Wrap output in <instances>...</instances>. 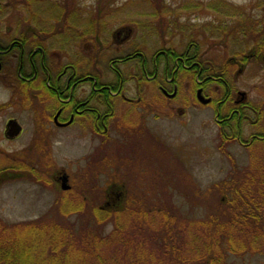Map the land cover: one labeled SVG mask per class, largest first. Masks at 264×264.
Returning a JSON list of instances; mask_svg holds the SVG:
<instances>
[{"label": "rangeland", "instance_id": "374dc122", "mask_svg": "<svg viewBox=\"0 0 264 264\" xmlns=\"http://www.w3.org/2000/svg\"><path fill=\"white\" fill-rule=\"evenodd\" d=\"M219 1L231 5L232 12L224 9ZM0 3V15H25L32 21H41L47 33L54 31L52 18L59 23L58 28L62 27L60 20L64 19V40L61 39L57 46L70 40L74 33L82 38L86 32L102 29L106 22H112V29L128 25L134 39L121 47L120 52L125 54L140 48L151 66L157 49L184 52L190 44H198V52L203 55L207 67L221 69L236 52L249 51L257 41L249 34L251 27L225 26L241 21L231 17L243 15L249 25L257 24L260 32L264 30V0H0ZM211 4L215 6L210 8ZM82 12L88 15L83 17ZM224 28L227 32H238L239 36L226 41ZM243 29L246 31L242 32ZM193 47L191 53L195 52ZM82 51L74 61L80 75L94 74L108 83L117 81V75L110 68L115 49L97 50L92 55ZM160 61L161 69L165 61L162 57ZM245 75L249 82L256 83L257 78L252 79L249 72ZM228 77L232 84V74ZM160 78L163 80V75ZM195 81V77L181 71L179 76L177 74L179 92L169 99L157 82L148 85L149 81L140 74L124 88L131 97L140 94L141 102L136 106L121 97L112 98L117 110L106 138L82 133L81 128L58 131L46 148L49 150L46 164L52 163V159L54 164L42 168L49 174L64 169L72 172L75 186L72 195L94 200L101 207H105V190L109 192L112 186L120 192L119 186L124 185L128 196L132 194L139 203L153 205L151 214L158 212L159 205L166 208L165 202H168L177 215L204 217L207 213L206 189L225 178L231 162L220 150V128L215 122L213 107L199 104ZM168 89L172 90L171 86ZM212 91L210 93L217 95ZM254 92L261 93L260 90ZM5 96L0 90V105L9 101ZM180 107L186 111L183 118ZM12 114L18 117L26 133L16 142L7 143L2 129L6 118ZM32 118L29 111L21 109L0 114V148L3 149L0 150V169L16 162L13 160L21 159L28 166L40 159L39 152L18 151L33 137ZM262 149L246 150L235 141L225 147L241 167L249 164L251 152ZM14 173L16 176L0 177V215L9 223L45 217L56 200L64 196L54 184L47 186L27 177L25 170ZM110 227L107 226L105 232H110ZM236 264H264V256H247Z\"/></svg>", "mask_w": 264, "mask_h": 264}, {"label": "flooded vegetation", "instance_id": "af4514ba", "mask_svg": "<svg viewBox=\"0 0 264 264\" xmlns=\"http://www.w3.org/2000/svg\"><path fill=\"white\" fill-rule=\"evenodd\" d=\"M53 20L50 21L54 23V31L47 33V27L41 21H32L25 15H0V90L9 100L0 105V114L10 109H21L33 115L30 130L33 137L18 151L39 152L43 167H47L49 150L46 148L58 131L81 128L82 133L90 132L106 138L117 110L112 98L121 97L136 106L141 102L140 94L136 98L131 97L124 88L127 82L140 74L149 81L148 85L157 82L167 98L172 99L179 92L177 74L187 72L196 79L195 94L202 89V94L211 99L206 105L199 104L213 107L215 122L220 128L219 137L225 135L245 149L256 141H264V50L257 51L252 45L249 51L237 52L230 60V70L225 77L222 72L218 77L209 74L210 67L199 54L198 44H193L194 47L190 44L184 52L157 49L151 66L140 48L125 54L120 52L121 47L134 39L133 30L128 25L112 29V22H106L102 30L86 32L82 38L74 33L70 40L57 46L61 39L64 40L62 29L65 20H60L63 25L59 28V23ZM192 47L194 53H191ZM107 48L116 52L110 60V68L117 75V81L108 83L100 81L94 74L80 75L74 61L81 49L86 51V55H92ZM175 54L178 56H172ZM161 57L165 62L164 68L160 69ZM215 68L218 69L217 66ZM247 72L252 79L257 78L256 83L253 80L249 82V77L244 78L248 76L245 75ZM229 73L232 74V84L231 81L228 83ZM169 86L172 90L168 89ZM211 89L217 95L210 93ZM256 90L261 93L256 95ZM179 113L183 118L186 111L180 107ZM6 119L2 136L7 143H14L26 130L15 114ZM0 150L3 151L2 148ZM51 162L54 163V159ZM43 170L42 174L51 179L59 192L74 190L72 172L64 169L49 174ZM14 172L8 174L15 175ZM126 196L125 190L117 192L110 187L105 206L111 208Z\"/></svg>", "mask_w": 264, "mask_h": 264}, {"label": "trees", "instance_id": "16d2710c", "mask_svg": "<svg viewBox=\"0 0 264 264\" xmlns=\"http://www.w3.org/2000/svg\"><path fill=\"white\" fill-rule=\"evenodd\" d=\"M222 6L231 11L228 3ZM87 15L82 12L83 17ZM237 16L231 17L241 20L237 25H224L251 27L249 34L257 39L252 48L264 50V36H257L264 35V30L260 32L257 24L249 25L243 15ZM230 33L224 28L226 41L239 36L238 32ZM230 63L222 69H209V74L219 77L222 72L225 77ZM231 141L220 135V150L228 156L231 167L225 178L206 189L204 217L177 215L168 202L166 208L159 205L158 212L151 214L153 205L139 203L132 194L108 208L89 198L75 197L73 191L59 192L64 196L45 217L9 223L0 215V264H236L247 256H264V145H259L264 141L246 149L263 148L251 152L249 164L243 167L225 150ZM13 161L1 167L0 177L25 170L27 177L53 185L49 177L40 174L41 158L28 166L21 159ZM119 189L126 191L122 185ZM105 193L108 200V191ZM107 226H111L108 233Z\"/></svg>", "mask_w": 264, "mask_h": 264}, {"label": "water", "instance_id": "95a60500", "mask_svg": "<svg viewBox=\"0 0 264 264\" xmlns=\"http://www.w3.org/2000/svg\"><path fill=\"white\" fill-rule=\"evenodd\" d=\"M202 89H200L199 90V92H198V98H199V100L202 102V103H205V104H207V103H209L210 101H211V99H209V98H205L204 96H203V94H202Z\"/></svg>", "mask_w": 264, "mask_h": 264}, {"label": "bare ground", "instance_id": "6f19581e", "mask_svg": "<svg viewBox=\"0 0 264 264\" xmlns=\"http://www.w3.org/2000/svg\"><path fill=\"white\" fill-rule=\"evenodd\" d=\"M107 30V29H106ZM176 73V72H175ZM173 112V111H172Z\"/></svg>", "mask_w": 264, "mask_h": 264}]
</instances>
